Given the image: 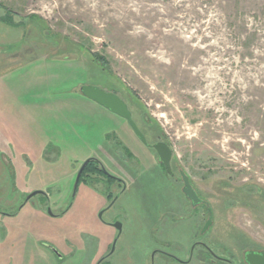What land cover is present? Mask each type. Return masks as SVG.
I'll list each match as a JSON object with an SVG mask.
<instances>
[{"label": "rangeland", "instance_id": "1", "mask_svg": "<svg viewBox=\"0 0 264 264\" xmlns=\"http://www.w3.org/2000/svg\"><path fill=\"white\" fill-rule=\"evenodd\" d=\"M84 84L173 147L208 212ZM91 157L126 190L97 171L75 189ZM199 239L216 264L264 248V0H0V264H163Z\"/></svg>", "mask_w": 264, "mask_h": 264}, {"label": "flooded vegetation", "instance_id": "2", "mask_svg": "<svg viewBox=\"0 0 264 264\" xmlns=\"http://www.w3.org/2000/svg\"><path fill=\"white\" fill-rule=\"evenodd\" d=\"M119 95V94H118ZM120 96V95H119ZM121 97V96H120ZM124 100V99H123ZM132 113V112H131ZM116 114V113H115ZM120 116V115H119ZM122 117V116H121ZM132 117H133V114H132ZM124 118V117H123ZM126 121L127 119L124 118ZM134 119V117H133ZM135 120V119H134ZM128 122V121H127ZM137 123V122H136ZM129 124V123H128ZM130 125V124H129ZM138 125V123H137ZM139 126V125H138ZM131 127V125H130ZM132 128V127H131ZM140 128V126H139ZM133 129V128H132ZM140 130L142 131V133L144 134L145 136V139L146 141L142 140V138L135 132V130L133 129V131L135 132V134L138 136V138L142 141V143L147 147L149 148L150 150H152L154 153H156V157H157V162L158 164L160 165V167H162L163 171H164V174L166 173L167 175H170V183H171V187H173L174 189L176 190H179L180 193L185 197L186 199V205L184 206L185 209L187 208H192L194 210L195 207H202L203 210L206 212L209 211V202L204 199L200 192L198 191L193 179H192V176L182 167L178 164L177 162V159L174 157V149L173 147L167 142L164 140V138H156L155 141H150L146 135V133L140 128ZM117 137H119L118 135H116ZM120 138V137H119ZM119 141V140H118ZM160 141H164L166 143H168L170 145V147L172 148V157H171V169H172V172H168L167 169H166V166L165 164L159 159V155L157 153V150L155 149L154 147V144L157 143V142H160ZM119 143H123L122 140L119 141ZM123 145H125L123 143ZM125 148L127 150V154H128V158H133L134 155L132 154V150L130 148H128L126 145H125ZM95 160L97 161L98 164H100V167L102 168V170L104 171L103 167H102V164H101V161L94 157ZM104 173L109 177V178H112L113 181H116L118 182V184L120 185V191L123 192L126 190L127 188V182L124 180V178H121L115 174H107L105 171ZM185 173L189 179V183L191 184L192 188L195 190L197 196H198V201L195 202L192 198H190L185 192H184V187H185V180H184V174ZM81 178V177H80ZM80 182V181H79ZM79 185V183H78ZM78 187V186H77ZM40 193H43L45 194V192H40ZM116 198L118 197V194L115 196ZM115 197L113 198V200L115 199ZM112 200V201H113ZM111 201V202H112ZM115 202V200H114ZM113 202V204H114ZM111 204V203H110ZM109 204V205H110ZM112 204V205H113ZM187 207V208H186ZM207 219H208V223L211 222L209 220V216L207 215ZM207 224L203 225L202 229H201V235H203L204 231H205V227L207 226ZM200 245L204 250H206V252L208 254H210L213 258L211 259V262L213 264H216V263H219V262H227V263H230L231 262V259L227 258V257H224V256H221L219 254H217L212 248L211 246L209 245L208 242H206L204 239H199V240H195L194 242H192L191 246H190V249H189V253H187V256L185 258H179L177 255H175L174 253L172 252H169V251H165V250H160V254L163 256V258H161V263L163 264H167L170 262L171 259H174V260H178V261H181L182 263H188L190 262V260H192L191 258L193 257L194 255V251L196 249V247ZM253 250L254 252H264V248H252V249H248L245 253H244V261H245V264H250L247 259H246V256H247V253L249 251ZM156 254V253H155Z\"/></svg>", "mask_w": 264, "mask_h": 264}, {"label": "water", "instance_id": "3", "mask_svg": "<svg viewBox=\"0 0 264 264\" xmlns=\"http://www.w3.org/2000/svg\"><path fill=\"white\" fill-rule=\"evenodd\" d=\"M81 92L86 97L98 102L99 104L103 105L104 107L108 108L112 112L124 117L127 119L128 123L131 127L135 130V132L142 138V140L146 141L144 134L140 130L139 126L137 125L136 121L132 117L131 110L129 109L127 103L117 94L108 90H105L99 86L91 85V84H84L81 86ZM155 149L159 155V159L165 164L166 169L168 172H172L171 169V157H172V148L170 145L164 141H160L154 144ZM90 160L88 158L83 162L80 169L78 170L76 181H75V189L78 186L80 181V177L82 172ZM104 171L107 174H110L107 169L102 165ZM184 180H185V187L184 192L192 198L195 202L198 201V196L195 190L192 188L191 184L189 183V179L185 173ZM43 192L42 190H34L32 191L26 198V201L30 199L33 195ZM115 200V199H114ZM114 200L111 202L110 205L113 204ZM49 212L52 211L49 209ZM103 211L100 212V216H102ZM116 227H118L119 231L121 230V223L116 222L114 223ZM55 250V248H53ZM247 261L250 264H264V252H254L253 250L249 251L246 256Z\"/></svg>", "mask_w": 264, "mask_h": 264}, {"label": "trees", "instance_id": "4", "mask_svg": "<svg viewBox=\"0 0 264 264\" xmlns=\"http://www.w3.org/2000/svg\"><path fill=\"white\" fill-rule=\"evenodd\" d=\"M89 171H97L99 173H102V174L106 175L104 173V171L102 170V168L98 166V163H97V161L95 160L94 157H91L90 160L87 162V164H86V166H85V168H84V170L82 172V175H81V178H80V182L84 180V173L89 172ZM109 179L113 181L112 178H109Z\"/></svg>", "mask_w": 264, "mask_h": 264}]
</instances>
